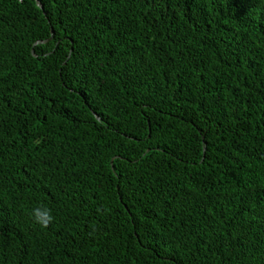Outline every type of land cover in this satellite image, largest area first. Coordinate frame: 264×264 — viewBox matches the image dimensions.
I'll use <instances>...</instances> for the list:
<instances>
[{"label": "trees", "instance_id": "obj_1", "mask_svg": "<svg viewBox=\"0 0 264 264\" xmlns=\"http://www.w3.org/2000/svg\"><path fill=\"white\" fill-rule=\"evenodd\" d=\"M0 264H264V0H0Z\"/></svg>", "mask_w": 264, "mask_h": 264}, {"label": "clouds", "instance_id": "obj_2", "mask_svg": "<svg viewBox=\"0 0 264 264\" xmlns=\"http://www.w3.org/2000/svg\"><path fill=\"white\" fill-rule=\"evenodd\" d=\"M31 214L34 222L44 228L48 227L54 219L51 210L43 205L34 208Z\"/></svg>", "mask_w": 264, "mask_h": 264}, {"label": "water", "instance_id": "obj_3", "mask_svg": "<svg viewBox=\"0 0 264 264\" xmlns=\"http://www.w3.org/2000/svg\"><path fill=\"white\" fill-rule=\"evenodd\" d=\"M53 33V32H52ZM53 36V35H52ZM52 38V37H51ZM48 41V39L47 40H39L37 43L39 44V43H45V42H47Z\"/></svg>", "mask_w": 264, "mask_h": 264}]
</instances>
